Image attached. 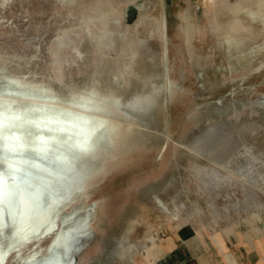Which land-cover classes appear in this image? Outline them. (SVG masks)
<instances>
[{"label": "rangeland", "instance_id": "1", "mask_svg": "<svg viewBox=\"0 0 264 264\" xmlns=\"http://www.w3.org/2000/svg\"><path fill=\"white\" fill-rule=\"evenodd\" d=\"M4 90L105 108L71 264H127L177 232L264 245V0H0Z\"/></svg>", "mask_w": 264, "mask_h": 264}, {"label": "bare ground", "instance_id": "2", "mask_svg": "<svg viewBox=\"0 0 264 264\" xmlns=\"http://www.w3.org/2000/svg\"><path fill=\"white\" fill-rule=\"evenodd\" d=\"M170 88L174 94L171 83ZM12 94L0 92V264L47 238L43 253H32L20 264H71L91 236L93 219L91 207L74 206L91 172L88 158L75 152V145L86 142L93 147L101 136L97 129L107 120L105 108L91 96L74 97L68 104L52 96L21 107L15 104L22 97ZM257 105L264 106V98ZM125 108L132 118L146 123L140 106ZM187 148L201 155V150ZM29 152L47 156L62 170H45L38 158H25ZM157 202L166 209L160 199ZM83 208L86 215L78 217Z\"/></svg>", "mask_w": 264, "mask_h": 264}, {"label": "crops", "instance_id": "3", "mask_svg": "<svg viewBox=\"0 0 264 264\" xmlns=\"http://www.w3.org/2000/svg\"><path fill=\"white\" fill-rule=\"evenodd\" d=\"M212 239L210 245L196 233H173L148 257L137 256L127 264H264L263 244L252 248L244 241L226 242L219 234Z\"/></svg>", "mask_w": 264, "mask_h": 264}, {"label": "snow or ice", "instance_id": "4", "mask_svg": "<svg viewBox=\"0 0 264 264\" xmlns=\"http://www.w3.org/2000/svg\"><path fill=\"white\" fill-rule=\"evenodd\" d=\"M63 131V130H61ZM76 148L79 149V151L85 155H87L92 149L89 147V145L86 142L79 143L75 145ZM25 158L28 160H36L37 158L40 160L41 164L46 165V169H51L54 173H59L62 169L61 166L56 164L54 161L48 159L47 156H33L31 152L25 154Z\"/></svg>", "mask_w": 264, "mask_h": 264}]
</instances>
